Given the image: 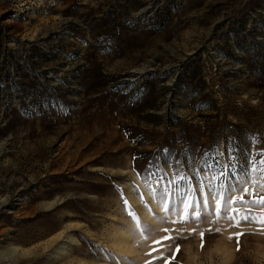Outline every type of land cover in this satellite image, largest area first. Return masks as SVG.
I'll use <instances>...</instances> for the list:
<instances>
[{
    "label": "rangeland",
    "instance_id": "1",
    "mask_svg": "<svg viewBox=\"0 0 264 264\" xmlns=\"http://www.w3.org/2000/svg\"><path fill=\"white\" fill-rule=\"evenodd\" d=\"M262 153L264 0H0V264H264Z\"/></svg>",
    "mask_w": 264,
    "mask_h": 264
},
{
    "label": "snow or ice",
    "instance_id": "2",
    "mask_svg": "<svg viewBox=\"0 0 264 264\" xmlns=\"http://www.w3.org/2000/svg\"><path fill=\"white\" fill-rule=\"evenodd\" d=\"M261 156H262V158L260 160H258V161L255 160V158H253V160H252V171L261 173L262 174V178H264V153H262ZM181 179H184V177H181ZM254 183H258V182L254 181ZM260 186L264 187V184H261ZM209 188H210L209 196L211 197L212 200L215 201L216 213H217V215H219V213L221 211L222 199H221L219 193H213L211 191V185H209ZM233 188H234V186H230L228 191L229 192L233 191ZM241 191L243 193L247 194L249 192V189L247 187H244ZM237 202H240L242 204H247L248 203L247 201L244 200L243 195H240L238 197L229 196L228 200L224 201V203H230L231 205H235ZM125 203H127V202L125 201ZM181 203L183 205L182 213H178V215H180V217H181V220L180 221H173L174 223L182 222L183 220L188 219L189 218V216H188V209L189 208L193 209V218H198L199 217L200 213H199V211H197V209L199 208L198 204L193 205L192 203H190L188 201L187 198H183ZM208 203H209L208 198H205L204 205L207 206ZM252 203L264 206V197H259L258 199L253 200ZM164 207H165V211L169 210L167 205H165ZM230 210H231V212H235V213H238V214L240 213V210L235 208V207H232ZM249 211H250V209H249ZM242 216H243V219H245V220L249 219L248 212L243 213ZM229 219H233L234 220L235 217L234 216H229ZM256 222L264 224V217H261ZM236 226H238V222H237ZM165 231H167V230L165 229ZM200 235H201V238L203 240V235L204 234L201 233ZM236 235H237V237H239V235H241V234L237 233ZM229 238L231 239V237H229ZM165 239H172V237H165ZM157 243H158V241H157ZM201 246L203 247V243L201 244ZM176 251L177 252L179 251V245H177Z\"/></svg>",
    "mask_w": 264,
    "mask_h": 264
},
{
    "label": "bare ground",
    "instance_id": "3",
    "mask_svg": "<svg viewBox=\"0 0 264 264\" xmlns=\"http://www.w3.org/2000/svg\"><path fill=\"white\" fill-rule=\"evenodd\" d=\"M125 245H126V243H124ZM130 244V243H129ZM127 246H128V244H127ZM130 247V246H129ZM127 249V248H126Z\"/></svg>",
    "mask_w": 264,
    "mask_h": 264
}]
</instances>
